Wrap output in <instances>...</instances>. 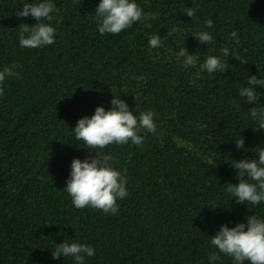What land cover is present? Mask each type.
<instances>
[{"label": "trees", "instance_id": "16d2710c", "mask_svg": "<svg viewBox=\"0 0 264 264\" xmlns=\"http://www.w3.org/2000/svg\"><path fill=\"white\" fill-rule=\"evenodd\" d=\"M39 2L0 0V71L15 63L19 72L0 85V264H76L53 259L63 242L94 249L84 264H210L213 253L214 264H236L210 241L221 225L246 230L248 216L264 221V201L237 204L226 191L239 182L231 164L264 149V129L254 131L249 113L264 109V88L255 86L257 102L238 95L252 75L264 79V0H135L141 20L111 35L98 30L100 0H51L58 11L42 22L54 27V43L21 47L19 25L36 21L15 13ZM200 31L212 43H199ZM153 35L160 47L149 46ZM181 47L195 66L177 61ZM209 56L228 68L201 71ZM113 96L138 122L151 111L155 132L141 129L140 146L89 150L74 127L98 106L110 110ZM240 137L244 149L235 145ZM95 152L111 155L109 166L127 181L117 214L78 209L65 190L72 160Z\"/></svg>", "mask_w": 264, "mask_h": 264}, {"label": "clouds", "instance_id": "9594fccd", "mask_svg": "<svg viewBox=\"0 0 264 264\" xmlns=\"http://www.w3.org/2000/svg\"><path fill=\"white\" fill-rule=\"evenodd\" d=\"M58 11L51 0L34 4H23L22 10L16 11L18 18L31 16L36 21L29 28V24L19 25V44L24 48L37 49L54 43L55 29L49 23L42 21L53 20L51 13ZM188 17L195 16V10L186 8L183 10ZM98 18V30L101 34H120L123 30L132 27L133 22L140 21L142 10L137 6L135 0H100L96 8ZM207 28L213 27V20L207 19ZM236 37V33H231ZM201 44H210L213 36L210 32L200 31L194 35ZM161 39L158 35H153L149 40L151 48L161 46ZM224 57L230 55L229 49H222ZM183 58V65L195 66L196 59L189 54L187 49L181 47L176 53L179 62ZM242 64L247 63L239 57L236 58ZM18 67L13 63L0 71V85L6 77L19 76L15 71ZM201 71L208 73L224 72L228 66L221 57L209 56L200 66ZM248 87L238 90V95L245 103L257 102L260 93L255 91V86L264 88V79L252 75L248 78ZM4 95V90L0 87V96ZM112 108L105 111L104 107H96L91 117H83L77 121L74 127L75 141H83L89 150L103 149L106 146L116 144H126L129 140L137 146L142 145L144 138L138 135L143 129L148 132H155L156 125L153 121V113H141L139 122L136 116L129 110L127 103L120 97L113 96L111 100ZM252 119L258 121V127L254 130L264 129V109L252 107L249 109ZM235 145L238 149H244V139L240 137ZM96 155L91 159L74 158L71 162L70 178L66 182L65 190L72 197L73 205L82 209L87 206L100 209L105 213L117 214V200L125 198L129 193L126 189V179L115 168L109 166L113 160L111 155ZM236 170L239 178L237 184L229 183L226 191L236 198V203H251L256 205L264 201V149L258 150V159H241L231 164ZM246 204V203H245ZM247 229L244 223H237L229 228L221 225L211 238V245H214L220 253L233 257L236 264L243 261H250V264H264V221L255 216H248ZM94 255V249L86 244L60 243L55 251H52L53 259L63 257H74L76 264H84V257ZM220 257L215 253L209 255L210 264H214Z\"/></svg>", "mask_w": 264, "mask_h": 264}]
</instances>
